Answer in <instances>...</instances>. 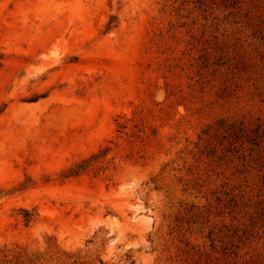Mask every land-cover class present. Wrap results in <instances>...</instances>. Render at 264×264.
<instances>
[{
	"label": "rangeland",
	"instance_id": "rangeland-1",
	"mask_svg": "<svg viewBox=\"0 0 264 264\" xmlns=\"http://www.w3.org/2000/svg\"><path fill=\"white\" fill-rule=\"evenodd\" d=\"M0 264H264V0H0Z\"/></svg>",
	"mask_w": 264,
	"mask_h": 264
},
{
	"label": "trees",
	"instance_id": "trees-1",
	"mask_svg": "<svg viewBox=\"0 0 264 264\" xmlns=\"http://www.w3.org/2000/svg\"><path fill=\"white\" fill-rule=\"evenodd\" d=\"M26 220H29V218H26Z\"/></svg>",
	"mask_w": 264,
	"mask_h": 264
}]
</instances>
